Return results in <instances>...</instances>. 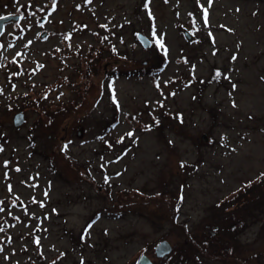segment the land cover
<instances>
[{"label": "rangeland", "instance_id": "rangeland-1", "mask_svg": "<svg viewBox=\"0 0 264 264\" xmlns=\"http://www.w3.org/2000/svg\"><path fill=\"white\" fill-rule=\"evenodd\" d=\"M10 7L36 13L0 34V264H124L163 239L264 264V183L232 202L264 174V0ZM111 42L120 55L92 63V47ZM162 53L164 70L149 75ZM36 96L53 121L25 106ZM125 189L132 202L115 206ZM214 255L204 261L220 264Z\"/></svg>", "mask_w": 264, "mask_h": 264}, {"label": "trees", "instance_id": "trees-1", "mask_svg": "<svg viewBox=\"0 0 264 264\" xmlns=\"http://www.w3.org/2000/svg\"><path fill=\"white\" fill-rule=\"evenodd\" d=\"M102 35H104V34H102ZM108 39H110L109 37H108ZM113 41V40H112ZM108 42V40H105V42L104 43H107ZM114 42V41H113ZM112 43V42H111ZM156 44V47L158 48V49H161V47H160V45L159 44H157V43H155ZM112 49H111V46L110 47H107L106 45H105V47H100V49L99 48H97V49H95V47H92V51H90L91 53H89L90 55H92V57H93V59H92V63L93 62H95L96 63V61H99V62H103L105 59H109L110 58V56H111V54L112 55H115V54H119L120 55V53H121V50L120 49H118L117 48V46L114 44V43H112ZM162 55H163V58H164V61H163V63L161 62V59H159L160 61L159 62H157L158 64L157 65H151V68L149 69L150 71L149 72H147L148 71V69H145V71L149 74V75H152V76H155L156 74H158V73H160V72H162L163 70H164V68H165V65L167 64V55L165 54V53H162ZM116 56V55H115ZM162 58V59H163ZM160 63H162V64H160ZM88 65H89V62L87 63ZM19 65H20V63H19ZM88 65H86L87 67H88ZM20 67V66H19ZM90 70L91 71H93L94 69H93V67L91 68L90 67ZM118 70H115L114 72H117ZM18 71H13V70H8V72H7V76L9 77V80L10 81H13V79H15V75L17 76L18 75ZM106 76H109L108 77V80L106 81V85H107V92H108V94H109V97H110V99H111V101H112V105L114 106V110H117L118 112H120V105H119V103L116 101V99H114L115 98V90H114V87H113V81H114V73H107L106 74ZM155 80V82L157 83V82H159V80L157 79V78H155L154 79ZM37 97V98H36ZM35 98H33V99H31V100H29L30 102H28V101H26L25 100V106H28V105H30L32 108H34V109H36V110H41L42 112H43V114H44V116L46 117V118H48V119H50V121H53L54 120V117L52 116V115H50L49 113H48V108L46 107L47 105H46V99L45 100H41L40 101V97L39 96H36ZM72 105V104H71ZM14 107H12V109H15V110H22V109H24V106L22 105V106H20L19 104H18V106H15V105H13ZM76 106V103H75V105L73 106V107H75ZM18 107V108H17ZM69 108H71V106L69 105ZM59 109V108H58ZM61 109V108H60ZM67 109V107L66 106H63L62 107V111H65ZM57 111V110H56ZM163 112H161V113H163L164 115H167L169 112L168 111H166V110H162ZM20 112H23V111H20ZM24 114H25V112H23ZM119 115L120 114H116V115H114V120H112V121H110V122H108V124H107V122L105 123V128H104V131H105V134L104 135H108V134H111L110 132H111V129H113V128H115L116 126H117V124L119 123ZM156 121H157V123L159 124V125H162V119H160V114L158 115V118H156ZM30 139H33L32 137H30ZM121 141H124V137H121ZM106 144L108 145V146H110V147H113L114 148V144L113 143H111L110 142V140L108 139V140H106ZM67 144L66 143H63V145L62 146H66ZM261 183H264V174H262V175H260L256 180H254L253 182H250V184L249 185H247L246 187H243V188H241L232 198V202H235L236 204H240V203H243L246 199H248L247 197H248V195H249V193H248V191H250V189H252V188H254L255 186H260V185H262ZM136 192H138L137 190H136ZM139 192H142L143 193V191H140L139 190ZM161 195H162V192L160 193ZM132 195V196H131ZM136 194H133V193H131V190L130 189H125V191H123L122 192V195H120L121 197H123L122 199L121 198H116V196L115 195H112L111 196V198L115 201V203H113L115 206H123V205H126V204H130L131 202H132V197L133 196H135ZM120 199V200H119ZM244 204V203H243ZM241 205V204H240ZM100 213H97L93 218H92V220L90 221V225H91V223H94L96 220H98V218L100 217ZM82 239H83V236H82Z\"/></svg>", "mask_w": 264, "mask_h": 264}, {"label": "flooded vegetation", "instance_id": "flooded-vegetation-1", "mask_svg": "<svg viewBox=\"0 0 264 264\" xmlns=\"http://www.w3.org/2000/svg\"><path fill=\"white\" fill-rule=\"evenodd\" d=\"M15 1L18 0H6L5 3L2 5L0 4L1 9H4L6 11H2L3 14H6L8 16L18 15V14H26L34 12L36 13L33 8H26L23 9V7H16L15 9H12L10 7L11 4H14ZM1 3V1H0ZM45 8V7H44ZM1 13V12H0ZM4 17V16H3ZM167 239L160 240L157 242L154 246L149 247L147 246L138 257H132L130 261L125 262L124 264H139V261L143 259V261H147L150 264H207L204 260H209L210 262L213 260V258L210 256L212 253L215 254L214 257L217 259V263L220 264H226L225 258L222 257L223 254L227 253H219L216 251V249H211L210 247H188V248H179L178 246L174 245L172 246L171 242L168 241L172 247L171 252L165 253V251L158 252V245L166 241ZM221 250V248H217ZM234 248H232L231 252ZM184 250H188L185 252ZM212 252V253H211ZM233 263V262H232ZM236 264H240L239 261H236Z\"/></svg>", "mask_w": 264, "mask_h": 264}, {"label": "water", "instance_id": "water-1", "mask_svg": "<svg viewBox=\"0 0 264 264\" xmlns=\"http://www.w3.org/2000/svg\"><path fill=\"white\" fill-rule=\"evenodd\" d=\"M18 18L19 16H7V17H3V19H0V34L3 32L6 23L12 20L18 19ZM140 40L144 44V46L149 45V41L146 40L145 38H142V39L140 38ZM23 120H24V116L22 114H18L15 116L14 124L18 126L22 123ZM171 250H172V247L168 241H163L158 245V252L165 251V253H169L171 252ZM139 264H150V263L147 261H143L142 259L139 261Z\"/></svg>", "mask_w": 264, "mask_h": 264}, {"label": "snow or ice", "instance_id": "snow-or-ice-1", "mask_svg": "<svg viewBox=\"0 0 264 264\" xmlns=\"http://www.w3.org/2000/svg\"><path fill=\"white\" fill-rule=\"evenodd\" d=\"M207 16V9H205V17ZM0 19H3V17H0ZM155 35V34H154ZM156 43L157 44H159L161 47H163V44L161 43V41L158 39L157 41H156ZM220 75V73H217V76H219ZM115 99V98H114ZM129 135H131V133H129ZM183 166V165H182ZM0 210H2V209H0ZM0 230H2V229H0Z\"/></svg>", "mask_w": 264, "mask_h": 264}]
</instances>
